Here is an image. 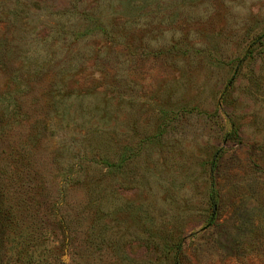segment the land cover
<instances>
[{
    "label": "rangeland",
    "instance_id": "374dc122",
    "mask_svg": "<svg viewBox=\"0 0 264 264\" xmlns=\"http://www.w3.org/2000/svg\"><path fill=\"white\" fill-rule=\"evenodd\" d=\"M178 243L264 264V0H0V264Z\"/></svg>",
    "mask_w": 264,
    "mask_h": 264
},
{
    "label": "trees",
    "instance_id": "16d2710c",
    "mask_svg": "<svg viewBox=\"0 0 264 264\" xmlns=\"http://www.w3.org/2000/svg\"><path fill=\"white\" fill-rule=\"evenodd\" d=\"M219 153L216 152L213 156V159L211 161L210 165V175H209V180H210V190H209V203L211 205V215L209 217V222L213 223L216 219L217 212H218V191L216 189V181H215V172L217 169V161L219 159ZM108 166H111L109 163ZM181 252V244L178 243L176 247V258L174 261V264H181L178 255Z\"/></svg>",
    "mask_w": 264,
    "mask_h": 264
}]
</instances>
